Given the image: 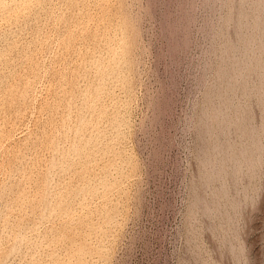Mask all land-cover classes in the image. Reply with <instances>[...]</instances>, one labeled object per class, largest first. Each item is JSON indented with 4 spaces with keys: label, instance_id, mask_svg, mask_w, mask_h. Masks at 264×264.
<instances>
[{
    "label": "rangeland",
    "instance_id": "1",
    "mask_svg": "<svg viewBox=\"0 0 264 264\" xmlns=\"http://www.w3.org/2000/svg\"><path fill=\"white\" fill-rule=\"evenodd\" d=\"M223 1L0 0V264H264V160L228 180L239 208L195 205L218 207L202 112L238 68Z\"/></svg>",
    "mask_w": 264,
    "mask_h": 264
},
{
    "label": "bare ground",
    "instance_id": "2",
    "mask_svg": "<svg viewBox=\"0 0 264 264\" xmlns=\"http://www.w3.org/2000/svg\"><path fill=\"white\" fill-rule=\"evenodd\" d=\"M224 3L228 7V14L225 16L224 21V27L228 33L227 37L224 34L226 37V49L224 50L225 55L223 58L225 63L224 65L227 66L230 63L236 64L238 65V68L234 70L233 73H230L225 68L221 69L219 76L221 82L219 81L220 87L218 89V94L215 92V94H217V98L219 97V102L217 101L218 105L215 103L217 105L216 113L211 112L213 108L211 111L207 108L204 113L202 112V119H204L205 122L203 123V129L201 127L200 128L204 134L202 137H204L206 141H208L210 137L213 138L212 136L215 135V130L218 128L217 127L215 130L213 129L212 120H215L214 122L216 123V121H219L220 118H222V121L224 122L223 125L225 126V128H222L217 122V124L221 127V131L217 135V140L215 138L216 141H214L213 144L211 142V146L209 145L207 148H205V146L204 149L202 147L203 151L200 150V154L203 152V156L201 155L202 163L200 161L201 165L203 164L202 169L204 170L203 174L201 173L202 180L207 184H211V181L213 182L214 180H218V182H220V189L214 192V195L216 196L215 198L219 200V202L216 200V202H218L216 204L218 207H214L212 201H208L203 195H197L196 202L194 201L196 209L197 206H199L208 216L215 214L216 211L219 213V210L221 209L220 205H223L220 200L223 198L228 199L229 206L231 208H239L242 202L236 196H230V189L227 183L228 180H231L232 183H236L241 174L244 172L248 174L250 179L255 177L256 174L259 173V169L261 168L264 160V85H262L264 82V0H225ZM230 23H234L235 25V27L233 25L234 28L233 31L231 30L232 32L227 30ZM229 51L230 53L227 54ZM233 66L234 65H231V67ZM211 89L213 91V88ZM238 89H241L244 93L254 92V94H256L259 98L263 110V120L259 125H257V122L255 124L253 121L254 117L258 114L254 112L252 114L250 113L251 110H248L247 105L248 101L246 103L242 101L237 102V100L235 101L233 99L232 93L236 92ZM212 97L213 96L211 95V98ZM249 102L251 105V100ZM206 107L207 105L204 108ZM229 109H234V114L231 118L226 117ZM253 115L255 116L253 117ZM228 128L236 130L239 135V137L236 135L238 141H233L235 137L233 135H230L233 136L232 140L227 137L229 134L224 136L229 131ZM87 143L89 144L88 141ZM79 150L82 151V149ZM211 200L214 199L212 198ZM224 207L225 205L223 208ZM224 209L227 208L225 207ZM226 214L228 215V212H226ZM218 215L221 216L220 214ZM221 218L223 219V217ZM229 218V223L231 224L232 217ZM233 248L234 245H232V249ZM243 252L244 247H240L238 251H234V255L237 257Z\"/></svg>",
    "mask_w": 264,
    "mask_h": 264
}]
</instances>
